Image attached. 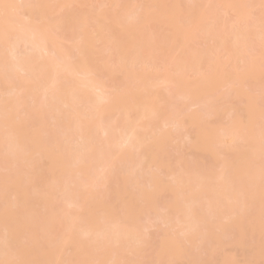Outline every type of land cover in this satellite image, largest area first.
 <instances>
[{
    "label": "bare ground",
    "instance_id": "bare-ground-1",
    "mask_svg": "<svg viewBox=\"0 0 264 264\" xmlns=\"http://www.w3.org/2000/svg\"><path fill=\"white\" fill-rule=\"evenodd\" d=\"M60 1L0 0V262L235 264L226 228L264 229V13L244 9L261 3L104 0L89 18Z\"/></svg>",
    "mask_w": 264,
    "mask_h": 264
},
{
    "label": "rangeland",
    "instance_id": "rangeland-1",
    "mask_svg": "<svg viewBox=\"0 0 264 264\" xmlns=\"http://www.w3.org/2000/svg\"><path fill=\"white\" fill-rule=\"evenodd\" d=\"M65 1V0H64ZM64 1H62V2H64ZM67 1H69L71 4L70 5H66V3H65V6H63L64 5V3L62 4L61 3V1L59 2V9H55V11L57 12L58 11V13H59V15L61 14H63V13H70V12H88V14H89V18H91V17H94L97 13H98V8L104 3V0H67ZM169 1V0H168ZM171 1V0H170ZM183 1H185V0H183ZM260 2L261 3V1H259V0H256L254 3H256V2ZM124 2L125 3H128V4H130L131 6H134V7H136L135 9H137L138 7H140V9L142 8V6H144V5H146L147 6V4H146V2H149V0H124ZM257 2V3H258ZM60 3L62 4L61 6H60ZM166 3V2H165ZM165 3H163V4H165ZM182 3V2H181ZM254 3H252L253 5H254ZM172 4H173V2H172ZM171 4V5H172ZM256 5V4H255ZM254 5V6H255ZM63 6V7H62ZM166 6H168V5H166ZM220 6L221 5H219V7H218V9L220 10ZM249 7H250V5H248ZM247 6V7H248ZM145 7V6H144ZM144 7L142 8V9H144ZM245 8L244 7V9H247V11H246V13L247 12H249L250 14H252V16L253 17H258V16H260V14H261V9L259 8L260 7V5H259V7H257V5H256V7L257 8H255V9H251V8ZM63 8H65V9H63ZM253 8V7H252ZM121 9V8H120ZM119 9V10H120ZM134 9V8H133ZM118 9H113L112 7H109V6H104V11L103 12H101V13H104L105 15H110V14H112L113 12H115V11H117ZM91 16V17H90ZM220 16H222V15H220ZM155 17V16H154ZM230 17V18H229ZM156 18H157V16H156ZM228 18L229 19H231V21H232V19H233V21H234V14H230L229 16H228ZM145 18H143V20H144ZM147 19V18H146ZM150 19V17H148V20ZM143 20H140L139 22L141 23V21L143 22ZM147 21V20H146ZM154 21V20H153ZM152 21V22H153ZM228 21V20H227ZM233 21L231 22V23H233ZM250 21V20H249ZM248 21V22H249ZM152 22H150V24L148 23L147 25H149V27L148 26H146V27H148L150 30H152L153 32H159V33H163V34H165V33H168V32H166L167 31V29L166 28H164V22L163 23H161V22H158V23H155V21L153 22V24H152ZM147 23V22H146ZM145 23V24H146ZM234 23H235V21H234ZM90 24H91V22L88 24V26L90 27ZM138 25V24H137ZM137 27H139V26H137ZM142 27V26H141ZM147 29V28H146ZM146 29H144V30H146ZM166 29V30H165ZM144 32H148L147 30L146 31H144ZM158 33V34H159ZM65 34H66V32H65ZM142 34V33H141ZM144 34V33H143ZM99 46V45H98ZM204 47V44H203V40H201V37L200 36H198L197 37V39H195L194 41H192L191 43H189L188 45H187V47H186V49H184V50H182V51H175V50H169V51H167L166 52V56H167V59H169V58H173V59H178L180 56H181V54L184 52V51H187V50H189V49H199V48H203ZM72 50V49H71ZM260 52V51H259ZM257 55V54H256ZM154 56H156V57H159L160 56V54H156L155 53V55ZM251 56H254L253 54L251 55ZM254 57H256V56H254ZM137 72H139V73H141V70L139 69V70H137ZM156 73H161L160 71H158V70H155V71H152V74H156ZM190 77V79L191 78H194L195 76H193V75H190L189 76ZM123 74H115L114 75V77L112 78V79H110V80H106V86L110 89V88H113V87H120L123 83H127V82H123V81H125V80H123ZM130 84V83H129ZM122 86H124V85H122ZM128 86V85H127ZM129 87H132V85H130ZM164 89H165V87H163V86H160L159 87V91H160V94H163L164 93ZM174 103H175V101H174ZM233 104L234 105H236L237 104V107L238 108H241L242 107V105L240 104V102H239V100H234L233 101ZM227 120H225V119H223L222 121H221V125L222 126H226L227 125ZM215 124H208V128L209 127H213ZM184 132H182L181 133V135L183 134ZM186 133V132H185ZM191 135H193V134H191ZM192 138V137H191ZM224 142L223 143H228V142H231L229 139H227V138H225L224 140H223ZM239 143L240 142H238V143H235L234 144V142L232 143L231 142V145L233 144V145H235V147L236 148H238V147H241L240 145H239ZM229 144V143H228ZM228 144H226V145H228ZM236 144H238V147H237V145ZM241 144V143H240ZM178 146L179 145V143H176V144H173L172 146ZM224 145V144H223ZM230 145V144H229ZM230 145V146H231ZM172 146L169 148V151H168V153L172 156L171 158L172 159H176V158H178V157H184L185 159L188 157V155H189V153L187 152L188 151V149H185V148H183V147H187L188 146V143L187 144H184L183 145V149L181 148V152H179V153H177L176 151L174 152L173 150H172ZM231 148H233V147H231ZM187 153H188V155H187ZM202 154V153H201ZM208 157V155H204V157ZM204 157H202V158H204ZM207 159V158H206ZM208 159H209V157H208ZM207 159V160H208ZM174 161V160H173ZM208 162H211V159L210 160H208ZM226 222V221H225ZM249 222V221H248ZM264 222V221H263ZM254 223H256V222H254L253 221V219H252V221H250L249 223H247V224H245L244 225V228H245V234L242 236L241 234H239L240 232H238L239 231V229H238V231L236 230V228L237 227H232V228H226L227 229V231H228V233L231 235L230 236V242H229V245H227L225 248H224V250H222L223 251V253L221 254V255H216L217 257H224V258H232L233 259V261L235 262V264H248V262L247 261H249L250 260V255L248 254V250L250 249V247L251 246H253V244L254 243H256V242H262V243H264V229H263V233L261 234V235H257L255 232H254V230H255V227H257V225H255ZM157 224V223H156ZM226 224H228L227 222H226ZM230 224V223H229ZM160 225V224H159ZM158 226V225H157ZM161 226V225H160ZM227 226V225H226ZM163 227V226H162ZM162 227H161V229H159V230H154V229H157V228H159V227H157V228H154L153 227V230L151 229V231L149 230V232L148 233H151V235L149 236V238L153 235V241H151L152 243L154 242V243H157V241L159 240V236L161 237V235L160 234H162L161 232H163V231H161L162 230ZM264 228V227H263ZM241 229H243V227L241 228ZM151 239V238H150ZM231 241H233V242H231ZM138 249H139V247H138ZM141 258L138 256V257H136L137 259L139 258V260H136V261H140L141 262V260H142V257H145V256H147L148 254H149V251H148V249L145 247H142L141 249ZM133 251H135V250H133ZM137 251H139V250H137ZM221 251V252H222ZM129 253V252H128ZM135 253V252H134ZM126 255H127V253H125ZM125 254H123V256L125 255ZM135 254H137V253H135ZM125 257V256H124ZM134 257V255H133V253H131V255H127V257H126V259L128 258H131L132 260L135 258H133ZM217 257H215L216 259H217ZM130 260V259H129ZM250 264H264V258L263 259H260V260H258L257 262H254V261H251L250 262Z\"/></svg>",
    "mask_w": 264,
    "mask_h": 264
},
{
    "label": "snow or ice",
    "instance_id": "snow-or-ice-1",
    "mask_svg": "<svg viewBox=\"0 0 264 264\" xmlns=\"http://www.w3.org/2000/svg\"><path fill=\"white\" fill-rule=\"evenodd\" d=\"M261 11L262 13H264V0H261ZM262 137H264V130H262ZM261 187L262 190H264V159H262V165H261ZM0 264H3V262H0Z\"/></svg>",
    "mask_w": 264,
    "mask_h": 264
}]
</instances>
